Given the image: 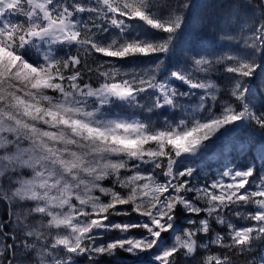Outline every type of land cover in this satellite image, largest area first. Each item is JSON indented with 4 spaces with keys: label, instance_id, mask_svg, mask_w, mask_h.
Returning <instances> with one entry per match:
<instances>
[{
    "label": "snow or ice",
    "instance_id": "snow-or-ice-1",
    "mask_svg": "<svg viewBox=\"0 0 264 264\" xmlns=\"http://www.w3.org/2000/svg\"><path fill=\"white\" fill-rule=\"evenodd\" d=\"M120 252L264 264V0H0V264Z\"/></svg>",
    "mask_w": 264,
    "mask_h": 264
},
{
    "label": "trees",
    "instance_id": "trees-1",
    "mask_svg": "<svg viewBox=\"0 0 264 264\" xmlns=\"http://www.w3.org/2000/svg\"><path fill=\"white\" fill-rule=\"evenodd\" d=\"M215 2L218 4V5H227V4H230L233 2V0H215ZM242 2V0H241ZM215 37L210 34V33H206L203 37V39H205L206 41H211L213 40ZM245 135H249V134H245ZM218 162H219V157H216V158H213L211 161H209V165H210V170L212 172L215 171V168L217 165H218ZM183 223V221H182ZM217 231H221V229L219 227H217ZM113 235H116V234H113ZM215 250V249H214ZM203 254L201 253L200 256H202ZM200 257L198 256L197 259H199ZM135 260L137 258L135 257H132L130 255H128L127 253H123V252H120L117 254V256L115 257H101V260H100V264H115V263H121L125 260ZM179 259V264H185V261L183 259V257H180L178 258ZM241 260L243 259V257L240 258ZM81 264H84L83 261H81ZM187 264H193L192 261H188Z\"/></svg>",
    "mask_w": 264,
    "mask_h": 264
}]
</instances>
